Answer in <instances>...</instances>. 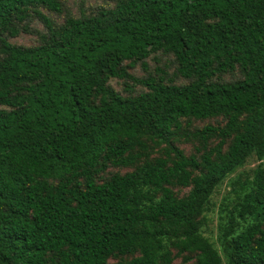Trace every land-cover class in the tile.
Returning a JSON list of instances; mask_svg holds the SVG:
<instances>
[{
    "label": "trees",
    "instance_id": "trees-1",
    "mask_svg": "<svg viewBox=\"0 0 264 264\" xmlns=\"http://www.w3.org/2000/svg\"><path fill=\"white\" fill-rule=\"evenodd\" d=\"M101 1L0 0V264H264V0Z\"/></svg>",
    "mask_w": 264,
    "mask_h": 264
},
{
    "label": "rangeland",
    "instance_id": "rangeland-1",
    "mask_svg": "<svg viewBox=\"0 0 264 264\" xmlns=\"http://www.w3.org/2000/svg\"><path fill=\"white\" fill-rule=\"evenodd\" d=\"M102 3L101 0H86L83 9H90ZM67 6L74 10L78 5V0H67ZM34 25L39 28L40 25L38 23H34ZM12 40L16 43L27 44L34 40V35L32 33H22L19 36L12 38ZM161 61V60H160ZM159 60L154 57H149L147 59V69L143 70L139 64H135L129 71L136 75L142 76L147 72L151 73L155 65H159ZM110 83L117 89H121V83L117 80H111ZM257 161L253 157H249L245 162L244 166L239 168L238 170L249 171ZM264 165V158L262 160ZM235 173L231 174L233 176ZM229 183H227V179H224L223 182L216 188V190L211 195V205L209 210L207 211V228L204 231L206 235L211 236L212 238L216 234V221H217V208L220 201H222L228 195Z\"/></svg>",
    "mask_w": 264,
    "mask_h": 264
}]
</instances>
